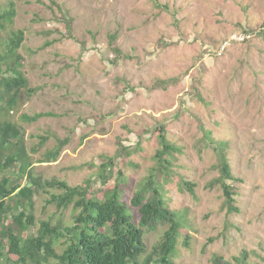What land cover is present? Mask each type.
<instances>
[{
	"label": "rangeland",
	"instance_id": "obj_1",
	"mask_svg": "<svg viewBox=\"0 0 264 264\" xmlns=\"http://www.w3.org/2000/svg\"><path fill=\"white\" fill-rule=\"evenodd\" d=\"M158 1L161 7L152 0H0L15 12L0 35L23 30L22 69L36 89L13 118L28 149L48 137L34 159L68 137L57 160L34 162L44 178L75 185L114 156L128 177L127 201L154 164L152 130L164 123L181 148L164 185L167 203L186 207L192 226L173 264H212L213 253L229 258L241 249L257 260L255 253L264 255V0ZM35 112L53 115L20 117ZM200 126L228 144L237 212L227 211L218 185L208 187L218 175L216 154L199 143ZM123 145H131L129 154L120 153ZM179 176L195 183L193 193ZM92 185L103 188L96 178ZM48 198L36 196L35 216L72 224V208L59 210ZM162 229L146 233L148 249Z\"/></svg>",
	"mask_w": 264,
	"mask_h": 264
},
{
	"label": "trees",
	"instance_id": "obj_2",
	"mask_svg": "<svg viewBox=\"0 0 264 264\" xmlns=\"http://www.w3.org/2000/svg\"><path fill=\"white\" fill-rule=\"evenodd\" d=\"M152 1L162 6L158 0ZM14 14L12 5L0 7V30L11 28ZM66 21L71 22V18L66 17ZM9 31L11 34L5 37L0 35V264H173L171 259L178 254L180 237L188 245L187 230L192 226L186 207L175 209L167 203L164 185L175 175L174 154L181 148L168 139L166 125L160 123L152 130L158 145L154 164L136 184L129 201L124 198L128 177L116 165L114 156L100 160L96 174L75 185L56 176L44 178L34 162L57 160L69 139L56 138V143L46 148L42 157H32L31 152L44 145L48 137L41 136L36 148L28 149L23 128L13 118L21 103L36 89L29 86L22 69L20 48L24 32ZM109 39L113 41L114 34ZM44 115L53 113H21L20 117L32 122ZM200 128L199 143L211 146L216 154L218 175L208 187L218 185L227 211L237 212L235 188L230 181L238 178L228 159V144L215 139L209 129ZM130 147L123 145L120 153L129 154ZM134 148L139 149V144ZM24 178L26 182L22 184L20 180ZM95 178L100 180L102 189L92 185ZM177 183L193 193L194 182L179 176ZM43 193L49 194L47 204H54L59 210L72 208V224L51 215L35 216V198ZM159 227L163 228L162 233L148 249L145 235ZM57 242L62 245L61 251L55 248ZM255 255L257 260L241 249L229 258L213 253L210 260L212 264H264V255Z\"/></svg>",
	"mask_w": 264,
	"mask_h": 264
},
{
	"label": "built area",
	"instance_id": "obj_3",
	"mask_svg": "<svg viewBox=\"0 0 264 264\" xmlns=\"http://www.w3.org/2000/svg\"><path fill=\"white\" fill-rule=\"evenodd\" d=\"M242 35V34H241ZM244 35H242V36H239L238 38L237 37H235L234 39H238V40H242V39H244ZM230 43V40H226L225 42H224V44L222 45V48H224L225 47V45L226 44H229Z\"/></svg>",
	"mask_w": 264,
	"mask_h": 264
}]
</instances>
